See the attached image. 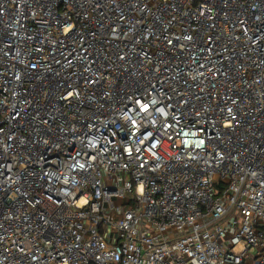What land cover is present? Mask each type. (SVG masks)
<instances>
[{
    "label": "built area",
    "instance_id": "2783aa9c",
    "mask_svg": "<svg viewBox=\"0 0 264 264\" xmlns=\"http://www.w3.org/2000/svg\"><path fill=\"white\" fill-rule=\"evenodd\" d=\"M0 264H264V0H0Z\"/></svg>",
    "mask_w": 264,
    "mask_h": 264
}]
</instances>
